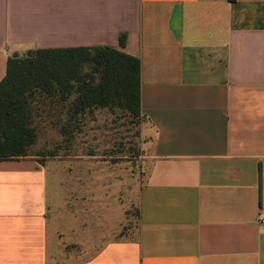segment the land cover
I'll return each instance as SVG.
<instances>
[{
    "label": "crops",
    "instance_id": "0c3cea01",
    "mask_svg": "<svg viewBox=\"0 0 264 264\" xmlns=\"http://www.w3.org/2000/svg\"><path fill=\"white\" fill-rule=\"evenodd\" d=\"M99 47L140 60L147 175L136 236L71 264H264V0H0V83L14 55ZM64 175L0 160V264H69Z\"/></svg>",
    "mask_w": 264,
    "mask_h": 264
},
{
    "label": "rangeland",
    "instance_id": "374dc122",
    "mask_svg": "<svg viewBox=\"0 0 264 264\" xmlns=\"http://www.w3.org/2000/svg\"><path fill=\"white\" fill-rule=\"evenodd\" d=\"M91 69V63L84 66V72ZM79 98V91L64 102L56 96L47 98L35 92L30 107L38 138L28 153L19 157H35L48 165L54 176L67 177V205L71 209L66 212L60 204L51 215L59 221L75 217L87 221L80 235L81 229L77 228L74 234L60 233L63 250L71 260L69 264L94 254L103 245L102 238H118L119 231L126 238L136 236L138 194L147 175L145 118L133 115L119 104L81 110ZM78 177L83 187L80 197L88 209L80 211L81 217L73 208L79 198L73 194ZM90 203L99 210L90 212ZM119 223L122 225L118 227ZM69 229L72 231V227Z\"/></svg>",
    "mask_w": 264,
    "mask_h": 264
},
{
    "label": "trees",
    "instance_id": "16d2710c",
    "mask_svg": "<svg viewBox=\"0 0 264 264\" xmlns=\"http://www.w3.org/2000/svg\"><path fill=\"white\" fill-rule=\"evenodd\" d=\"M127 36L120 35L121 49ZM92 64L90 72L84 66ZM140 60L120 49L30 51L14 55L0 83V160L24 156L36 143L37 129L30 107L39 91L64 102L79 91L80 109L119 104L137 117L140 111ZM77 108V109H79Z\"/></svg>",
    "mask_w": 264,
    "mask_h": 264
}]
</instances>
